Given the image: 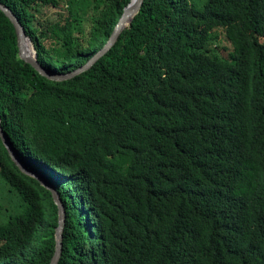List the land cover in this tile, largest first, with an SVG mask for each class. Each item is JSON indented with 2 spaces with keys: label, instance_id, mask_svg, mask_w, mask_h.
<instances>
[{
  "label": "trees",
  "instance_id": "1",
  "mask_svg": "<svg viewBox=\"0 0 264 264\" xmlns=\"http://www.w3.org/2000/svg\"><path fill=\"white\" fill-rule=\"evenodd\" d=\"M130 1L0 3L39 62L66 73ZM0 118L64 203L59 264H264V0H144L63 81L19 58L0 11ZM0 177L18 211L0 223V264H50L58 206L1 137Z\"/></svg>",
  "mask_w": 264,
  "mask_h": 264
},
{
  "label": "water",
  "instance_id": "2",
  "mask_svg": "<svg viewBox=\"0 0 264 264\" xmlns=\"http://www.w3.org/2000/svg\"><path fill=\"white\" fill-rule=\"evenodd\" d=\"M143 2L144 0H131L130 3L124 8V12L121 18L119 19L113 33L111 34V36L109 37L105 45L101 49H99L85 64L79 66L78 68L72 71L66 72V73L54 72V71L47 69L45 66H43L38 60L37 50L34 45V42L31 40V38L28 35H26L23 26L21 25V23H19L15 15L11 12V10L7 6L1 3H0V11L9 19V21L15 28V32L17 36V47L19 50V58L22 59L23 61L30 63L43 76L49 79H52V80L63 81V80L70 79L74 77L75 75L89 69L102 56L108 53L115 46L120 36L126 30L124 28L127 25V23H128V27L131 26L133 19L140 12ZM26 40L32 43V47L34 50L33 55L28 51ZM0 137L9 155L11 156L12 160L14 161L16 166L19 168V170L29 177L38 179L40 183L44 185L45 187H47L52 193L53 199L58 206L59 219H58V225L56 227L55 252L51 259L50 264H59L61 255H62V250H63V231H64V226H65V221H66V210H65L64 203L60 197V194L53 185H51L48 181H46V179L42 176L40 172L30 170L22 162L18 154L15 152L8 136L6 135V133L4 132L2 128L1 118H0Z\"/></svg>",
  "mask_w": 264,
  "mask_h": 264
},
{
  "label": "rangeland",
  "instance_id": "3",
  "mask_svg": "<svg viewBox=\"0 0 264 264\" xmlns=\"http://www.w3.org/2000/svg\"><path fill=\"white\" fill-rule=\"evenodd\" d=\"M195 3H203L205 0H192ZM220 45L224 48V54L228 57L231 54V47L225 42L223 38H220ZM5 181L0 177V205L4 210L0 213V223H4L9 217L6 214V211L10 209L11 214H16L18 211L14 210L16 206V197L8 192L9 187L5 186Z\"/></svg>",
  "mask_w": 264,
  "mask_h": 264
},
{
  "label": "bare ground",
  "instance_id": "4",
  "mask_svg": "<svg viewBox=\"0 0 264 264\" xmlns=\"http://www.w3.org/2000/svg\"><path fill=\"white\" fill-rule=\"evenodd\" d=\"M127 27H128V23H127V25L125 26L124 29H126ZM26 45H27L28 51L33 55L34 53H33L32 49L30 47V43H28V40H26Z\"/></svg>",
  "mask_w": 264,
  "mask_h": 264
}]
</instances>
